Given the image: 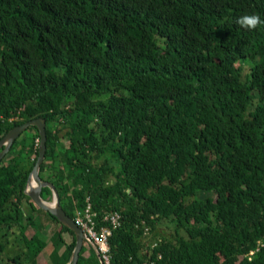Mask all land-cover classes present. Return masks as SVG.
<instances>
[{
	"label": "trees",
	"instance_id": "obj_1",
	"mask_svg": "<svg viewBox=\"0 0 264 264\" xmlns=\"http://www.w3.org/2000/svg\"><path fill=\"white\" fill-rule=\"evenodd\" d=\"M247 13L264 0H0V140L45 120L40 178L66 214L122 216L111 264H264V24ZM38 140L27 128L0 162V260L19 231L12 263L49 238L67 264L74 234L25 193Z\"/></svg>",
	"mask_w": 264,
	"mask_h": 264
},
{
	"label": "water",
	"instance_id": "obj_2",
	"mask_svg": "<svg viewBox=\"0 0 264 264\" xmlns=\"http://www.w3.org/2000/svg\"><path fill=\"white\" fill-rule=\"evenodd\" d=\"M29 127H35L38 135V156L33 166L31 173L28 176V183L26 186L25 193L29 196L32 202L40 209L49 211L54 215L62 225L67 227L75 237L74 249L70 256V264H77L79 252L82 247V242L85 239L84 232L76 225V222L66 214L59 201V195L54 185L49 181H42L40 178V165L45 156L46 149V133H45V120L43 118L28 121L20 126L12 128L1 140H0V162L4 155L8 152L12 143ZM36 183V187L29 189L31 182ZM48 186L53 191L52 203L46 201L41 197L43 187Z\"/></svg>",
	"mask_w": 264,
	"mask_h": 264
},
{
	"label": "built area",
	"instance_id": "obj_3",
	"mask_svg": "<svg viewBox=\"0 0 264 264\" xmlns=\"http://www.w3.org/2000/svg\"><path fill=\"white\" fill-rule=\"evenodd\" d=\"M95 217L96 213L92 211L91 204L89 203L83 212H78L75 222L84 232V241L93 247L99 263L111 264L108 239L111 236L112 230L120 226L122 216L117 211L105 212L102 216V223L105 225H102L99 229H97L96 222L94 221Z\"/></svg>",
	"mask_w": 264,
	"mask_h": 264
},
{
	"label": "rangeland",
	"instance_id": "obj_4",
	"mask_svg": "<svg viewBox=\"0 0 264 264\" xmlns=\"http://www.w3.org/2000/svg\"><path fill=\"white\" fill-rule=\"evenodd\" d=\"M62 142L65 144H68V141L63 140ZM46 201L52 203L54 201V199L52 197ZM36 214L39 217L42 225L45 228L47 226V228L45 230V235H47L49 237L54 232V230L56 229L57 224L55 222H53L45 212L37 211ZM158 231L163 235H168L172 232L170 226H160V229H158ZM28 232L31 235V233H33V230L29 229ZM19 239H20L19 231H16V233L9 238L10 243L8 245V250L2 256V258L0 260V264H14L10 261L9 258L14 256L15 254L19 253V251H24L23 247L19 246V244L21 245V242L19 241ZM68 241H69V237H68ZM45 242H46V246L43 249L42 253L39 255V257L37 258L36 263L37 264H56L57 258L54 256L50 257V254L52 253L51 241L49 240V238H46ZM55 249H56L55 251L58 255H60L65 250L64 247L61 245H58ZM87 253H89V252H87ZM89 254H90V258L88 260V263L89 264H97V258L95 256L96 254H94V251L93 252L91 251ZM67 264H70V263L68 262Z\"/></svg>",
	"mask_w": 264,
	"mask_h": 264
},
{
	"label": "clouds",
	"instance_id": "obj_5",
	"mask_svg": "<svg viewBox=\"0 0 264 264\" xmlns=\"http://www.w3.org/2000/svg\"><path fill=\"white\" fill-rule=\"evenodd\" d=\"M236 23L245 29L255 30L261 24H264V19L261 18L259 13H247L236 20Z\"/></svg>",
	"mask_w": 264,
	"mask_h": 264
},
{
	"label": "bare ground",
	"instance_id": "obj_6",
	"mask_svg": "<svg viewBox=\"0 0 264 264\" xmlns=\"http://www.w3.org/2000/svg\"><path fill=\"white\" fill-rule=\"evenodd\" d=\"M36 187V183L34 181L31 182L30 186H29V189H32Z\"/></svg>",
	"mask_w": 264,
	"mask_h": 264
},
{
	"label": "flooded vegetation",
	"instance_id": "obj_7",
	"mask_svg": "<svg viewBox=\"0 0 264 264\" xmlns=\"http://www.w3.org/2000/svg\"><path fill=\"white\" fill-rule=\"evenodd\" d=\"M82 245H83V242H82Z\"/></svg>",
	"mask_w": 264,
	"mask_h": 264
}]
</instances>
